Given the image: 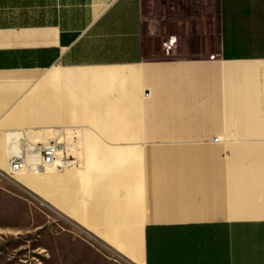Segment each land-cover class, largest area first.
Instances as JSON below:
<instances>
[{"label": "crops", "instance_id": "0c3cea01", "mask_svg": "<svg viewBox=\"0 0 264 264\" xmlns=\"http://www.w3.org/2000/svg\"><path fill=\"white\" fill-rule=\"evenodd\" d=\"M19 134L77 166L17 182L127 263L264 264V0H0L3 180Z\"/></svg>", "mask_w": 264, "mask_h": 264}, {"label": "rangeland", "instance_id": "374dc122", "mask_svg": "<svg viewBox=\"0 0 264 264\" xmlns=\"http://www.w3.org/2000/svg\"><path fill=\"white\" fill-rule=\"evenodd\" d=\"M188 57L182 51L174 55ZM18 177L12 182L0 177V264H129L94 241L88 229L77 228L39 202L29 186L17 182Z\"/></svg>", "mask_w": 264, "mask_h": 264}, {"label": "built area", "instance_id": "2783aa9c", "mask_svg": "<svg viewBox=\"0 0 264 264\" xmlns=\"http://www.w3.org/2000/svg\"><path fill=\"white\" fill-rule=\"evenodd\" d=\"M76 165V160L67 154V148L60 142L35 144L26 149H19L7 158L3 178L12 182L20 174L31 175L47 173L52 170H65Z\"/></svg>", "mask_w": 264, "mask_h": 264}, {"label": "bare ground", "instance_id": "6f19581e", "mask_svg": "<svg viewBox=\"0 0 264 264\" xmlns=\"http://www.w3.org/2000/svg\"><path fill=\"white\" fill-rule=\"evenodd\" d=\"M23 137H22V135L21 134H19V137H18V139H17V141H16V144H13L14 146H13V150H11V151H9V154H14V153H16L19 149H20V147L22 146V145H24V144H22V142L24 141V140H21ZM25 142V141H24ZM20 144H22L21 146H20ZM30 144H32V143H30ZM29 145V144H28ZM32 145H35V144H32ZM32 145H30V146H32ZM8 146L10 147V145L8 144ZM26 148H28L27 147V144H26V146H25V148L24 149H26ZM75 166H77V165H74V166H72V167H70V168H74ZM51 172V171H50ZM49 173V172H48ZM20 175H23V174H20ZM24 175H27L26 173L24 174ZM35 177V176H34Z\"/></svg>", "mask_w": 264, "mask_h": 264}]
</instances>
